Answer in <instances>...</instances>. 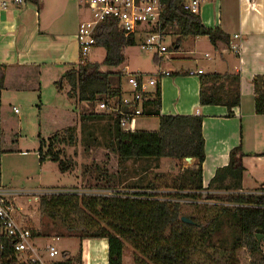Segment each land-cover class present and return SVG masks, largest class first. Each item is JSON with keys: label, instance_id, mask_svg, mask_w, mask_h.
<instances>
[{"label": "trees", "instance_id": "16d2710c", "mask_svg": "<svg viewBox=\"0 0 264 264\" xmlns=\"http://www.w3.org/2000/svg\"><path fill=\"white\" fill-rule=\"evenodd\" d=\"M38 5L40 0H24ZM163 9L160 22L164 34L172 28L176 31L177 42L183 38L206 36L212 44L218 41L229 43V37L220 28L205 26L194 11L184 9L186 0H161ZM95 46L105 52L102 63L89 62L80 57L79 62L69 68L60 83L68 85L67 97L78 102L94 105L100 101L119 98L121 94L120 73L101 71V65L117 67L124 63V49L133 46L135 34L125 35L119 30L114 19H106L96 29ZM6 65H0V106L1 91L4 88ZM199 102L201 105H224L231 115V108L239 105V74L210 73L200 75ZM254 110L264 115V74L254 76ZM60 87L62 85L60 84ZM160 90L152 94L143 105L144 114L158 118L155 131H126L118 124V116L91 112L84 118H106L112 149L120 161L150 157L155 159L173 158L196 160L195 168L184 169L172 182V192L164 199L148 192L126 195H86L63 190L43 196L39 200L41 215L49 218L68 232L66 236L85 238H106L108 241V264H123L125 243L133 250L134 264H190L196 253L206 245L215 248L214 235L227 228L229 237H222L228 250L233 253L245 248L254 257L248 264H264L260 235H264V186L251 192H241L244 166L240 146L229 152L228 164L217 168L207 189L227 192L217 197L213 204L215 213L210 222L198 225L182 220L180 199L197 200L203 191L202 163L205 159L204 137L201 115H160ZM70 129H65L67 131ZM0 115V182L1 155L3 153ZM72 140V136H69ZM58 133L48 139L39 140V161L46 158L57 162L62 172L68 165L55 146L63 143ZM45 148V150H44ZM56 189H59L56 187ZM54 236H65L62 233ZM15 240L0 233V264H39L29 260L19 261L14 249ZM201 251V252H200ZM52 264H82V249L70 256L62 253L60 260Z\"/></svg>", "mask_w": 264, "mask_h": 264}, {"label": "crops", "instance_id": "0c3cea01", "mask_svg": "<svg viewBox=\"0 0 264 264\" xmlns=\"http://www.w3.org/2000/svg\"><path fill=\"white\" fill-rule=\"evenodd\" d=\"M3 1L7 2L5 7L2 5ZM191 1L186 0V3L189 4ZM198 5L199 9L195 13L200 16L202 23L209 28H220L229 37V43L218 41L212 44L206 36L183 38L174 46L177 49L176 54L180 53L179 49L187 40L189 43L187 46L191 49L185 53L194 55L190 57L195 61L194 65L182 64L176 68L171 66L169 70L161 67L167 51L163 56L153 53V62L157 66L155 75L159 69L168 74L161 77L155 76L157 83L155 87L150 88V91L152 97L158 88L160 90V115L202 116L205 159L202 163L203 191L201 193H211L219 192L208 190L207 187L216 169L228 164L231 149L240 146L244 155L242 164L248 155L264 157L262 136L264 135V115L255 113L252 84L254 76L264 74V0H198ZM89 16V10L79 0H40L38 5L28 2L15 4L12 0H0V65H6L4 88L1 91V127H3L4 95L24 94L30 91L38 93L41 88L48 87L52 83L62 85L60 79L65 72L79 62L80 53L75 35L79 24ZM167 35L175 36L177 41L176 31L170 28L165 32L164 44ZM199 47L202 49L198 50ZM198 54L205 58L207 62L205 68L199 64L202 59L196 58ZM136 73L151 75L139 70L130 74ZM210 73L239 74L240 101L239 105L231 108V115L224 105L200 104L199 78L202 74ZM124 91L121 86V93ZM69 99L74 101V104L76 102L81 105L86 104L76 99ZM97 104V110L104 112L98 108ZM73 115L74 110L69 113L68 120H72ZM244 122L245 127L249 128L247 129L249 138L246 143H244ZM136 125H138L137 121L133 123L132 130ZM46 160L50 161V158ZM124 162L129 163V160ZM182 162L181 172L184 169L196 167L195 159H192L190 164L184 159ZM243 181L244 173L241 192H251L264 186L263 182L257 188H244ZM256 181L260 183L262 180ZM0 185H2L1 182ZM21 211V206H18L16 210L14 207L13 217L18 225L31 230L29 245L33 248V253L30 256L35 261L40 264H52L61 259L64 251L74 256L81 247L82 264H108L106 238L80 240L76 237L78 250L75 254L68 247L60 251L55 246L59 255L50 258L47 246L54 244L44 246L40 244L37 239L44 235L34 231L37 226H30L31 223ZM52 237H55L54 240L60 238L54 235ZM24 255L25 253L23 255L18 253L19 257ZM122 263L134 264L133 251L127 253L126 246L123 249Z\"/></svg>", "mask_w": 264, "mask_h": 264}, {"label": "rangeland", "instance_id": "374dc122", "mask_svg": "<svg viewBox=\"0 0 264 264\" xmlns=\"http://www.w3.org/2000/svg\"><path fill=\"white\" fill-rule=\"evenodd\" d=\"M142 33L135 34V43L124 49L125 61L122 65L111 67L101 65V71L120 73V85L123 90L129 92L127 74L136 70L150 73L155 77L157 66L153 62V53L143 51L140 42ZM184 46L174 48L176 37L167 35L165 45L168 48L162 61L163 68L169 70L171 66L177 67L182 64L194 65V56L185 53L191 48L185 40ZM202 48L199 47L198 50ZM105 56L104 49L93 46L85 60L93 63H102ZM180 56L179 58H176ZM174 57V58H172ZM183 57V58H182ZM168 58V59H166ZM200 65L205 68V58ZM171 69V68H170ZM154 72V73H153ZM153 73V74H152ZM148 75V74H147ZM42 87V86H41ZM68 85L64 82L62 87L59 83H52L43 87L38 93H7L3 98V127H2V157H1V184L22 190H40L45 188H56L74 191L88 195H126L136 192H148L164 199L166 194L173 190L172 182L181 173L182 160L173 158H150L128 159V162L120 161L112 149L111 139L108 135V122L106 118H84L91 112L101 113L96 104L87 105L75 103L66 95ZM18 109V113L12 111V107ZM74 110L72 120L68 115ZM67 112V114L65 113ZM69 112V113H68ZM135 121L138 125L134 130L155 131L158 129L156 116H142ZM141 123V124H140ZM144 123V124H143ZM131 124L127 126V129ZM65 129H70L64 131ZM244 143L248 141L249 129L244 122ZM132 130V129H131ZM58 133L64 142L55 146L61 151L62 157L68 165V170L62 172L57 162L52 160L39 161V140L48 139L51 135ZM69 136H72L70 140ZM264 138V135H262ZM251 140V139H250ZM45 150V148H44ZM262 157V156H260ZM248 155L244 158V188H257L264 182V157ZM132 178V179H131ZM261 179L258 183L256 180ZM190 202L191 199H180L181 214L183 217H192L198 225H207L215 213L213 204L218 202L217 197L227 195V192H211ZM25 197L15 200V210L22 207L23 215L28 219L30 226H37L34 230L39 231L43 237L37 240L40 244H54L60 251L68 247L73 254L78 250V239L76 237H62L54 240L55 234L68 232L56 221L55 224L44 215H41L38 203H27ZM21 211V212H22ZM186 218V217H185ZM189 219V218H187ZM190 220V219H189ZM191 221V220H190ZM222 237H229L228 229L214 235L215 248L204 246L201 253H196L191 258L190 264H248L253 255L245 248H240L231 253ZM127 253L132 247L125 243ZM264 250V242H261Z\"/></svg>", "mask_w": 264, "mask_h": 264}, {"label": "built area", "instance_id": "2783aa9c", "mask_svg": "<svg viewBox=\"0 0 264 264\" xmlns=\"http://www.w3.org/2000/svg\"><path fill=\"white\" fill-rule=\"evenodd\" d=\"M89 10V18L79 24L75 35L81 58H86L89 50L95 45V32L97 26L106 19H114L118 28L125 35L142 33L144 36L140 42L143 51L163 56L167 51L164 44V31L160 22L163 9L161 0H79ZM15 4H23L24 0H12ZM5 7L6 1L2 2ZM184 9L197 12L199 9L198 0H192L185 4ZM234 47V46H233ZM235 48V47H234ZM200 72V71H199ZM168 73L158 70L155 76L161 77ZM130 91H124L119 98L100 101L99 109L118 116V124L126 131L132 129L135 119L144 115V103L151 97V87H155L157 79L146 74H128L126 76ZM114 99V101H113ZM14 112L18 109L13 107ZM131 127L127 129V126ZM60 189L45 188L40 190H22L0 185V233H5L15 240L14 249L17 253H25L19 257V261L29 260L37 262L30 256L33 248L29 245L31 230L16 223L13 217L15 200L18 197H25L27 203H39L43 196L58 193ZM207 193V192H206ZM202 196H207L205 193ZM190 202H195L191 200ZM264 242V235H263ZM47 253L50 258L59 255L54 245L47 246ZM39 263V262H38ZM40 264V263H39Z\"/></svg>", "mask_w": 264, "mask_h": 264}, {"label": "water", "instance_id": "95a60500", "mask_svg": "<svg viewBox=\"0 0 264 264\" xmlns=\"http://www.w3.org/2000/svg\"><path fill=\"white\" fill-rule=\"evenodd\" d=\"M113 101H114V99H113ZM192 159H193V158H191V157H186V158H184V161H185L186 163L190 164V163H192ZM182 220H183V221H186V222H190V220L187 219V218H185V217H182ZM262 237H263V235H260V236H259V240H260Z\"/></svg>", "mask_w": 264, "mask_h": 264}]
</instances>
